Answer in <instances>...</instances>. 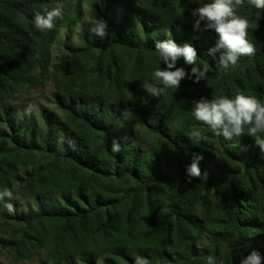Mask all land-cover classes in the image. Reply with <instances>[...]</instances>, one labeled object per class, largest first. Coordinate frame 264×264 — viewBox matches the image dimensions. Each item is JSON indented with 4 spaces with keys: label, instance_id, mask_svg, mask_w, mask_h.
Returning a JSON list of instances; mask_svg holds the SVG:
<instances>
[{
    "label": "trees",
    "instance_id": "1",
    "mask_svg": "<svg viewBox=\"0 0 264 264\" xmlns=\"http://www.w3.org/2000/svg\"><path fill=\"white\" fill-rule=\"evenodd\" d=\"M64 1L0 0V95H11V87L19 84L33 85L31 73L35 69L46 70L47 48L61 19L52 30L41 32L34 27V16L43 15L45 9L52 10ZM208 2L211 0H97L94 5L97 19L107 23L108 35L101 39L84 33L82 46L72 50L76 57L82 54L96 59L95 70L106 76L108 85L118 86L117 89L128 81L124 76L126 65L117 60L118 52L133 55L136 62L130 66L128 76L138 75L133 84L146 93L142 84L145 81L156 84L154 71L165 67L155 51L157 41L173 39L180 46L188 43L195 47L197 64L188 65L181 57L177 67L189 73L193 66L207 68V75L199 83L185 79L179 89H165L159 99L146 93L149 106L140 116L144 136L150 141L140 139L145 145L147 142L143 151L134 150L131 128L115 139L114 127L119 119L133 112V102L140 103V97L136 101L120 89L109 100H94L79 92H65L66 98L54 97L56 108L64 112L69 125H75L78 132L93 131L101 135L99 157L88 142L68 132V124L52 127L46 119L45 132H42L34 119L18 122L10 112L0 115V127L8 131H0V147L9 142L19 152L46 154L55 161L72 164L73 173L84 171L98 177L108 176L113 170L116 175L144 185H161L165 192L157 206L135 219L147 235L161 239L162 251L151 258L146 250L141 255L149 264L158 260L206 264L208 255L215 256L217 264H239L252 250L264 256V155L254 138L247 135V129L245 135L226 140L192 115L193 101L211 98L213 94L251 95L264 103V9L252 7L247 0L238 9L240 15L259 26L249 28L247 35L256 51L252 57L240 58L243 71L239 67L223 70L207 55L208 48L217 39L215 32L193 30L192 10ZM194 126L203 129L207 142L194 145L187 138ZM55 130L60 133L56 134ZM259 135L264 138V133ZM113 142L119 144L118 152L112 151ZM194 153L204 156L199 163L201 176L189 178L187 167ZM13 167V161L0 153V192L7 189ZM195 206L200 208V213H212L211 224L216 226L208 244L201 246L193 245L191 239V231L200 227ZM73 207L78 212L73 214L36 199V212L18 214L15 219L31 224L40 219L69 221L87 216L76 204ZM121 223L120 214L107 213V228L116 229ZM173 237H178L175 246H171ZM172 256H176L175 260ZM103 264L119 262L111 258ZM125 264H136V260L128 259Z\"/></svg>",
    "mask_w": 264,
    "mask_h": 264
},
{
    "label": "rangeland",
    "instance_id": "2",
    "mask_svg": "<svg viewBox=\"0 0 264 264\" xmlns=\"http://www.w3.org/2000/svg\"><path fill=\"white\" fill-rule=\"evenodd\" d=\"M95 2L97 0L63 2V19L47 48L46 70L35 69L31 73L33 85L19 84L11 87V95H0V115L10 112L18 122L34 119L42 132H45L46 119L51 121L52 127L68 124V132L78 134L88 142L99 157L101 135L93 131L78 132L75 125H69L64 112L56 108L54 97L66 98L65 92H79L94 100H109L120 89L136 101L140 97V103L133 102V112L119 119L114 127L115 139L131 128L134 150L143 151L147 142L145 145L140 139H150L144 136L140 113L145 112L149 100L139 85L133 84L138 75L132 74L134 78L128 76L130 66L135 65V57L118 52L117 60L126 65L124 76L128 81L117 89L118 86L108 85L106 76L95 70L96 59L82 54L76 57L72 53L73 49L82 46L84 33L88 37L94 35L89 29L98 20ZM0 131L8 132L3 127ZM55 132L60 133L59 130ZM0 153L6 154L15 165L9 174L7 189L18 197L11 200L5 197L0 209V264H103L105 259L111 258L125 264L128 259L143 258L141 255L145 250L150 258L162 251L161 239L147 235L135 221L140 214L157 206L165 192L161 185H144L116 175L113 170L108 176L98 177L84 171L73 173L75 167L72 164L55 161L39 152H19L9 142L0 147ZM36 199L63 207L73 214L78 212L73 207L76 204L88 214L85 213L87 216L82 219L77 217L69 221L40 219L26 224L16 220L18 214L37 211ZM5 203H11L14 211L9 212ZM195 209L200 227L191 231V239L193 245L201 246L208 244L216 226L211 224L212 213H200L197 206ZM108 212L122 217V223L116 229L106 227ZM172 240L171 246H175L178 237ZM175 258L172 256L173 260ZM155 264L172 263L158 260Z\"/></svg>",
    "mask_w": 264,
    "mask_h": 264
},
{
    "label": "clouds",
    "instance_id": "3",
    "mask_svg": "<svg viewBox=\"0 0 264 264\" xmlns=\"http://www.w3.org/2000/svg\"><path fill=\"white\" fill-rule=\"evenodd\" d=\"M244 3L245 0H211L191 12L195 32L211 30L217 36L214 46L208 48L207 55L217 61L219 69L239 67L243 71V67L239 64L240 58L255 55V45L248 40L247 35L249 28L258 29L259 26L238 13V9ZM247 3L256 9H264V0H247ZM62 13L63 4H58L52 10L45 9L43 15L36 13L33 20L34 27L41 32L50 31L55 27L58 19H63ZM107 30L108 25L103 20H96L89 29L90 33L101 39L108 35ZM155 51L165 67H159L154 71L153 79L156 84L147 81L142 84L143 90L154 99H159L165 89H179L185 79L199 83L207 75V68L193 66L189 73L185 68L177 67L181 57L188 65L197 64V50L191 44L185 43L180 46L173 39H166L155 43ZM157 84L162 87H158ZM192 115L197 121L207 125L216 136H222L226 140L245 135L247 129V135L254 138L255 145L264 155V138L259 135L264 133V103L257 97L244 94H237L234 97L216 94L211 98L201 97L193 101ZM187 138L194 145L208 140L203 129L195 126L188 131ZM119 150V144L113 142L112 151ZM203 159L202 154H193L192 162L187 167L189 178L201 176L199 163ZM5 197L9 200L18 199L9 189L0 192V201H4ZM5 207L9 212L14 211L11 203H5ZM136 264H149V261L138 257ZM206 264H217V258L208 255ZM239 264H264V256L252 250L240 259Z\"/></svg>",
    "mask_w": 264,
    "mask_h": 264
}]
</instances>
